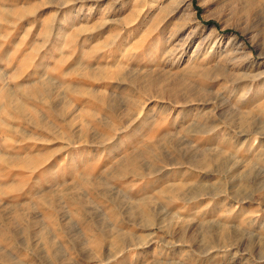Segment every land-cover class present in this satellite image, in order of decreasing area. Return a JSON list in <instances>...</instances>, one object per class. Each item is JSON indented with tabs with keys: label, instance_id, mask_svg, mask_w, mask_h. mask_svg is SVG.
Instances as JSON below:
<instances>
[{
	"label": "rangeland",
	"instance_id": "374dc122",
	"mask_svg": "<svg viewBox=\"0 0 264 264\" xmlns=\"http://www.w3.org/2000/svg\"><path fill=\"white\" fill-rule=\"evenodd\" d=\"M0 264H264V0H0Z\"/></svg>",
	"mask_w": 264,
	"mask_h": 264
},
{
	"label": "bare ground",
	"instance_id": "6f19581e",
	"mask_svg": "<svg viewBox=\"0 0 264 264\" xmlns=\"http://www.w3.org/2000/svg\"><path fill=\"white\" fill-rule=\"evenodd\" d=\"M189 6V4L187 5V7Z\"/></svg>",
	"mask_w": 264,
	"mask_h": 264
}]
</instances>
